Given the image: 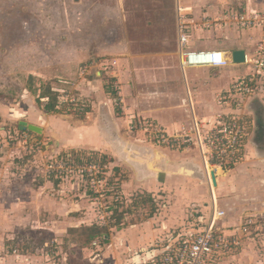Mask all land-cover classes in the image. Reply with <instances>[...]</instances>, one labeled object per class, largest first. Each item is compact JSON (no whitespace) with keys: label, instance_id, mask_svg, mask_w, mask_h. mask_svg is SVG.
Listing matches in <instances>:
<instances>
[{"label":"rangeland","instance_id":"rangeland-1","mask_svg":"<svg viewBox=\"0 0 264 264\" xmlns=\"http://www.w3.org/2000/svg\"><path fill=\"white\" fill-rule=\"evenodd\" d=\"M241 1L0 0L1 264H110V258L105 259L108 244L118 241L128 226L149 216L160 219V226L154 223V228H161V221L171 218L174 223L165 228L166 233L186 229L190 223L204 226L212 214L213 197L225 212L217 224L240 242L237 250L221 256L215 264H264V67L258 70L253 63L237 65L248 70L240 77L254 75L248 86L252 91L238 94L225 104H218L222 91L216 96V103L231 112L218 114L212 125L222 118L240 119L245 130L238 160L224 164V169L208 167L216 172L221 191L213 186L207 166V170L202 169V183H187L183 176L171 182L173 174H169L154 192L128 190L124 169L110 159V154L100 148L90 150L88 146L62 143L71 139L65 136L69 133L66 130L72 131L73 138L79 137L84 123L98 125L102 119L108 124L106 106H99L98 100L90 97L91 93L84 95L83 90L94 92L93 87H99L100 97L108 96L116 115L115 105L122 107L128 93L141 96L143 103L149 99L156 81L144 78L145 71L159 65L151 60L156 55L175 48L179 3L212 13L195 16L181 12L194 35L195 26L205 30L240 29L229 14L239 9ZM261 25L243 30L253 40L252 54L264 60ZM143 56L150 59L147 66ZM107 87L117 92L116 97L107 92ZM45 91L56 95L57 112L44 110L48 96L41 95ZM21 120L46 131L36 134L19 130ZM144 120L133 122V129L142 131ZM149 122L152 126L143 131L147 139L168 146L160 137L165 135L161 127ZM210 128H202L199 136L203 138ZM197 137L194 134L192 141L174 144L179 150L195 146L203 164L200 145L194 144ZM73 151L83 161L81 165L86 157L97 154L96 161L105 157L100 174L103 179L95 183V189L88 183L90 178L78 170L64 168L62 173L48 174L59 168L61 153ZM250 172L255 174L249 178ZM149 195L155 204L153 213L151 201L144 202ZM242 204L245 207L241 208ZM246 219L253 222L247 232H242L240 226ZM105 234L108 242L102 244ZM145 235H137L145 239L143 251H134L141 257L156 241V237ZM134 239L126 241L134 247Z\"/></svg>","mask_w":264,"mask_h":264},{"label":"crops","instance_id":"crops-1","mask_svg":"<svg viewBox=\"0 0 264 264\" xmlns=\"http://www.w3.org/2000/svg\"><path fill=\"white\" fill-rule=\"evenodd\" d=\"M192 1L195 2L197 0ZM214 1V4L218 1L230 4L231 2L229 3L228 1L232 0ZM238 4L240 5L239 9L235 10L236 12L264 9V0H242ZM178 6L175 48L168 53L156 55L155 58L151 60H156L159 65L155 66L152 71H145L144 78H153L156 81L153 89H151L152 94L148 95L150 96L149 99H144L145 103H143L141 101V96H138L140 97L138 98L136 94L133 95L128 93L127 96L129 97L123 98V105L119 107L120 112L116 115L109 106L108 96L107 99H102L100 97L102 92H100L101 89L99 87H93L92 90H94V92L83 90L82 93L84 95L91 93V96L88 95L90 97H95V99L98 100L97 104H99V106H106L108 124L102 122V119L98 125L97 123L94 125L91 123H89V125L84 123V126H81L80 131H78L79 137L77 135H72L74 136L72 138L70 135L72 131L66 130L69 133H66L65 136H70L71 139L67 143L62 140L64 144L69 143L77 147L82 145L85 147L88 146L86 149L88 148L90 150H98L100 148L103 152L110 154V159L117 163L121 170L122 168L124 169L127 177V181H125L127 183L126 188H128V190L137 188L144 189L148 192H154L158 184H163L162 182L169 174H173V177L170 179L171 182H175L178 178L183 176L187 183H202L205 174L203 170L206 169V166L204 165L203 167L204 163L202 164L199 161V154L195 146L183 150H179L174 143L167 142L169 144L168 146H159L155 144V142L148 140L143 130H134L133 128L136 125L133 122L142 119H146V121L151 120L155 125L160 126L163 133L169 137L183 131L187 132L189 136H193L194 134L195 136H199L201 129L211 126L214 122V118L216 119L218 114L224 115L231 112L229 111V107L227 108L224 105L219 106L216 103V96L220 91H222L220 95L229 94L231 92L232 83L238 77L242 76L244 72L248 71L244 68L245 64L243 62L233 61V52L242 50L244 55H252L253 53V40L248 38L243 28L238 29L237 26L236 29L218 28L210 30L195 26V33L192 35V31L189 32L187 25L189 21H186L185 18L182 17L183 15L181 12L184 11V13L186 12L185 14L193 13L195 16H209V14L212 13L210 10L207 13L206 10L197 9L191 4H186V6L181 7V3H179ZM179 24H182L184 32L187 35V41L182 46L183 49H219L224 52L227 65L224 67H182L180 63V45L178 42ZM205 25L207 24L203 23V26ZM148 60L150 61L147 57L143 58L146 66ZM129 63H131V61H129ZM237 65L244 66H241L243 67L241 69ZM107 95L109 94L107 93ZM92 108L96 109V105ZM98 108L99 107H97V109ZM94 113L95 110L92 115H95ZM43 128L44 127H41L44 133L46 130ZM197 143L198 141H194V144ZM71 145L68 146L72 147ZM233 170H236V168H233ZM245 174L247 175V173ZM254 174L255 173L251 174L250 172L249 178L254 176ZM218 181H216L215 187L218 191H221L223 186H221V183ZM213 199L215 200L214 197ZM151 203V213H153V211H155V204L153 202ZM240 206L241 208L245 207L243 204ZM159 220L160 219L156 216H149V218L139 222V224L128 226L126 231H122L118 241L114 244L109 242V246L106 249L108 255H106L105 259L110 258V264H140L150 255L155 254L159 249V240L164 242L182 230L175 228V230L172 229L170 232L169 230L167 233L165 232L169 224L174 223L171 218L166 222L161 221V228H154V223L160 226L158 223ZM145 225L149 226L148 230H145ZM190 225H192V223L185 227H189ZM150 226L151 228L153 227L152 230ZM136 234L139 236L143 234L144 237L147 236L145 234H150L152 237H156V241L151 243V247L149 245L150 248L145 250L144 254L142 252L144 257H141L140 254H135L138 248H140L139 252L141 250L143 251L141 245L145 242V239L141 240L142 238ZM126 238L128 240L135 238L134 247L130 246ZM145 248L146 247H144V249ZM124 254L130 255L131 258H125ZM121 259L122 261H120Z\"/></svg>","mask_w":264,"mask_h":264},{"label":"built area","instance_id":"built-area-1","mask_svg":"<svg viewBox=\"0 0 264 264\" xmlns=\"http://www.w3.org/2000/svg\"><path fill=\"white\" fill-rule=\"evenodd\" d=\"M229 18L233 19L238 27L254 28L264 24V10H245L242 12L231 11ZM187 41L182 24L178 25V42L180 45V63L182 67H224L227 60L223 51L219 49H183L182 46ZM264 43V39L262 40ZM263 47H260L262 50ZM257 54L261 52L256 51ZM255 55H244V64H255L258 70L264 67L263 59ZM259 74V72L257 73ZM254 77V75H252ZM251 77H238L232 85L231 92L227 95H218V104H225L229 99L238 94L251 92L249 84L253 81ZM216 125L211 124L210 130L202 138L198 136V143L202 152V159L205 166L225 168L224 164H233L241 153L243 136L245 135L244 123L240 119L215 120ZM152 124L144 120L140 127L147 131ZM163 142L168 143H188L192 141L191 136L185 131L178 132L172 137L160 135ZM26 138V136H24ZM26 144V139L23 141ZM22 149H24L22 147ZM51 167V166H50ZM78 170L82 176L90 178V187L95 189V183L102 181V167L96 163L76 162L71 154L66 153V157L60 161L59 168L49 171L62 173L63 169ZM209 169V168H208ZM210 181V180H209ZM94 192H96L94 190ZM212 214L206 225L199 226L192 224L186 229H182L175 236L161 243L158 251L150 255L140 264H215L218 259L237 250L240 245L239 238L233 233H226L217 223L222 220L225 212L220 209L215 200L212 203ZM197 222V221H196ZM252 219L242 222L240 228L242 232H247L252 225Z\"/></svg>","mask_w":264,"mask_h":264},{"label":"trees","instance_id":"trees-1","mask_svg":"<svg viewBox=\"0 0 264 264\" xmlns=\"http://www.w3.org/2000/svg\"><path fill=\"white\" fill-rule=\"evenodd\" d=\"M107 89V92L109 93V94H111L112 95V97H116V95H117V92L116 91H114L113 89H111V87H107L106 88ZM42 97H45V96H48V102L45 104V106L43 107L44 108V110L45 111H47V112H57L58 110H57V108H56V106H55V102H56V95L54 94V93H50V91H45L42 95H41ZM114 110H115V112H117V113H119L120 112V110H119V107H117V105H115V108H114ZM88 111V109H84V112L86 113ZM97 154H95L94 156L95 157H97L96 156ZM71 156L73 157V159L76 161V162H78V163H82L83 161L81 160V158L80 157H78V155L77 154H75L74 153V151L72 152V154H71ZM89 156V155H88ZM86 157V162L87 163H91V162H93V163H100L101 165H100V167H102L103 165H104V163L106 162V160H105V157L104 156H100V161H96L95 160V157ZM60 157L61 158H64V157H66V153H61L60 154ZM146 199L144 200V202L145 201H151L152 202V199H151V196L149 195V196H146L145 197ZM143 201H140V202H136L137 204L138 203H144ZM151 205H152V203H151ZM94 226V225H93ZM95 229H100L98 226H96V227H94ZM102 242V244H106L107 242H108V239H107V235L105 234V236H104V239L101 241Z\"/></svg>","mask_w":264,"mask_h":264},{"label":"water","instance_id":"water-1","mask_svg":"<svg viewBox=\"0 0 264 264\" xmlns=\"http://www.w3.org/2000/svg\"><path fill=\"white\" fill-rule=\"evenodd\" d=\"M243 60H244V52L242 50H237V51L233 52V61L243 62ZM18 128H19V130H22V131L28 130V131L34 132L36 134H40L42 131L41 127L34 125L32 123H28V122L23 121V120L19 121ZM185 171L191 172L189 170H185ZM210 175H211V181H212L213 186H216L215 171L211 170Z\"/></svg>","mask_w":264,"mask_h":264},{"label":"bare ground","instance_id":"bare-ground-1","mask_svg":"<svg viewBox=\"0 0 264 264\" xmlns=\"http://www.w3.org/2000/svg\"><path fill=\"white\" fill-rule=\"evenodd\" d=\"M215 169V168H214ZM209 172L211 173V170L209 169ZM216 173V172H215ZM216 175V174H215ZM210 177H211V175H210Z\"/></svg>","mask_w":264,"mask_h":264}]
</instances>
